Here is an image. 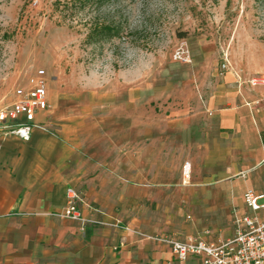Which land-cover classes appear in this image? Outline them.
I'll return each instance as SVG.
<instances>
[{
    "label": "crops",
    "instance_id": "crops-1",
    "mask_svg": "<svg viewBox=\"0 0 264 264\" xmlns=\"http://www.w3.org/2000/svg\"><path fill=\"white\" fill-rule=\"evenodd\" d=\"M48 102L29 140L0 135V264H202L120 228L81 231L54 216L70 186L85 214L94 206L110 222L209 242L234 235L248 188L264 191V86L220 90L206 107L159 121L145 107L127 130L64 89Z\"/></svg>",
    "mask_w": 264,
    "mask_h": 264
},
{
    "label": "rangeland",
    "instance_id": "rangeland-1",
    "mask_svg": "<svg viewBox=\"0 0 264 264\" xmlns=\"http://www.w3.org/2000/svg\"><path fill=\"white\" fill-rule=\"evenodd\" d=\"M184 4L181 15L146 13L141 24L137 0L85 8L78 0H0V106L40 69L48 93L64 89L106 125L119 116L126 130L144 120L145 107L159 121L206 107L220 90L263 87L264 0ZM104 18L122 23L123 36L89 42L91 24ZM180 47L191 61L175 58Z\"/></svg>",
    "mask_w": 264,
    "mask_h": 264
},
{
    "label": "built area",
    "instance_id": "built-area-1",
    "mask_svg": "<svg viewBox=\"0 0 264 264\" xmlns=\"http://www.w3.org/2000/svg\"><path fill=\"white\" fill-rule=\"evenodd\" d=\"M175 58L185 62L191 61L189 51L183 47L175 51ZM46 78L45 70H38L37 74L30 78L28 85L15 88L10 103L0 106L1 136L16 135L24 140L31 138L34 128L40 126L36 121L37 112L50 106ZM259 82L257 78L252 80L253 84ZM66 196L64 208L53 215L78 222L81 231H85L88 226L120 228L143 239L170 245L179 260H187L195 255L201 258L202 264H264V217L259 214L264 209V191L258 192L248 188L244 192V200L250 211H235L234 235L217 242H209L200 235L178 239L171 235L148 233L124 224L119 219L110 222L99 216L104 212L94 206H90L93 214H85L80 206L84 200L74 187L67 188Z\"/></svg>",
    "mask_w": 264,
    "mask_h": 264
},
{
    "label": "trees",
    "instance_id": "trees-1",
    "mask_svg": "<svg viewBox=\"0 0 264 264\" xmlns=\"http://www.w3.org/2000/svg\"><path fill=\"white\" fill-rule=\"evenodd\" d=\"M77 1V0H75ZM85 8L89 3H97L102 5L106 0H78ZM123 36V24L116 20L104 18L93 22L87 34L89 42L107 41L114 38H121Z\"/></svg>",
    "mask_w": 264,
    "mask_h": 264
},
{
    "label": "clouds",
    "instance_id": "clouds-1",
    "mask_svg": "<svg viewBox=\"0 0 264 264\" xmlns=\"http://www.w3.org/2000/svg\"><path fill=\"white\" fill-rule=\"evenodd\" d=\"M184 7V0H147L145 9V0H137L136 16L142 24L146 13L158 15L163 10L165 14L181 15Z\"/></svg>",
    "mask_w": 264,
    "mask_h": 264
}]
</instances>
